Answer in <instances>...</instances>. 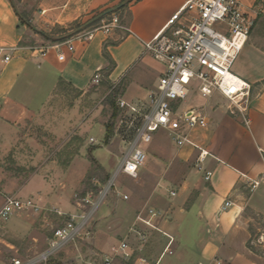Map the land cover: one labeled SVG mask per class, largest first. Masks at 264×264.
<instances>
[{
    "label": "crops",
    "instance_id": "obj_1",
    "mask_svg": "<svg viewBox=\"0 0 264 264\" xmlns=\"http://www.w3.org/2000/svg\"><path fill=\"white\" fill-rule=\"evenodd\" d=\"M186 1L134 0L127 8L128 20L108 32L88 30L52 41L49 34L41 31L51 43L39 44L38 40L29 44L24 42L26 32L19 22L15 2L0 0V42L17 48L9 62L0 58V125L13 128L21 119L31 121L38 112L53 109V104L62 105L70 92L85 95L96 83L93 78L97 70L101 79L113 86L130 76L125 95L142 98L126 100L135 104L146 100L156 89L164 66L146 51L145 43ZM239 1L246 9L259 12L232 67L235 74L251 84L249 125L241 115L230 112L229 100L222 94L203 97L192 91L184 107L199 109L207 116L208 126L194 129L190 134L194 144L182 147L175 142L174 147L162 144L160 139L170 136L163 130L148 145H155V156L150 157L147 149L145 172L160 178L165 166L171 169L181 165L184 169L180 173V192L185 196L192 194L191 208L181 209L187 239L174 250L176 264H209L215 258L222 264H254L246 256L242 218L248 206L264 209V183L253 186V181L264 173V0ZM69 42L74 44V51L68 49ZM54 45H59L64 60H59V52L51 47ZM48 47L51 48L46 56L35 49ZM5 142L10 151L15 141L0 134V144ZM201 150L207 153L199 162ZM57 171L53 161L39 169L40 174ZM207 171L212 172L210 179H206ZM43 186L49 189L51 183L47 181ZM155 190H160L159 186ZM226 201L232 205L221 210ZM172 213L179 214L175 210ZM32 238L39 240L38 236Z\"/></svg>",
    "mask_w": 264,
    "mask_h": 264
},
{
    "label": "rangeland",
    "instance_id": "obj_2",
    "mask_svg": "<svg viewBox=\"0 0 264 264\" xmlns=\"http://www.w3.org/2000/svg\"><path fill=\"white\" fill-rule=\"evenodd\" d=\"M13 1L26 32L24 42L34 44L39 40V44H48L51 41L44 38L41 31L56 41L63 35L84 34L112 24L114 18L117 22L111 28L125 23L129 17L127 8L134 0L91 24L94 18L125 0ZM129 77L114 86L103 78L92 84L85 95L70 92L62 105L53 104V109L38 112L31 121L21 119L13 128L0 125L1 137L15 141L10 151L8 142L0 144V207L7 196H15L32 199L44 208L21 212L17 214L19 217L14 215L1 222L0 264H10L13 258L38 259L48 250L54 229L68 220V215L59 216L55 209L77 212L78 201L89 192L98 197L99 191L107 186L113 187L95 213L89 234L84 233L65 245L47 263L38 264H83L79 256L96 257L97 253L109 251L123 239L135 253L130 261L119 257L115 264H139L141 255L148 259L146 264H153L168 242L164 233L174 236L173 251L184 244L187 238L181 209L191 208L193 201L192 194L188 192L185 196L179 189L184 167L177 165L168 169L167 165L160 178L145 172L148 162L136 178L118 171L126 151V139L132 133L128 126L133 119L120 108L118 101L142 98L125 95ZM162 131H156L154 136L161 135ZM160 140L162 144L175 146L169 135ZM154 146L147 148L150 157L155 156ZM50 161L59 172L40 174V167ZM47 181L51 183L49 189L43 186ZM156 186L160 190H155ZM172 191L176 192L175 196ZM124 194L130 199H125ZM150 208L158 212L153 219L155 227L137 221L140 212L148 217ZM173 210L179 214L172 213ZM242 220L247 236L246 256L254 264H264V209L248 206ZM33 236H38L39 240L34 241ZM140 247L144 248L141 253L136 251ZM174 260V253L167 254L161 264H176Z\"/></svg>",
    "mask_w": 264,
    "mask_h": 264
},
{
    "label": "built area",
    "instance_id": "obj_3",
    "mask_svg": "<svg viewBox=\"0 0 264 264\" xmlns=\"http://www.w3.org/2000/svg\"><path fill=\"white\" fill-rule=\"evenodd\" d=\"M258 13L254 9H246L239 0H187L173 13L152 40L145 43L146 51L164 66V71L156 89L146 100L136 104L122 98L118 101L120 108L133 116L128 126L132 133L126 139V151L118 167L120 173L135 178L139 176L141 168L148 160L147 146L158 130H166L179 147L194 144L190 137L191 132L196 128H206L208 119L199 109L184 107L192 91H197L203 97H210L216 92L222 94L229 100L230 112L241 115L242 121L249 125V110L252 104L251 84L235 74L232 67L256 24ZM113 21L112 24L102 25L93 31L103 29L108 32L111 25H116L114 23L117 22V18ZM93 31L89 32V36ZM51 47L57 51L59 49V45ZM51 47L35 49L40 50L42 56H46ZM16 49L14 46L0 42L2 61L9 62L11 53ZM68 49L75 50L72 42L68 43ZM58 52L59 60H64L65 54ZM100 79V70H97L93 80L99 83ZM206 153L201 150L199 162L204 160ZM211 174V171H207L206 179H210ZM261 183H264V173L253 181V186L257 187ZM112 187L107 186L100 190L98 197L94 192H89L77 202V212L67 213L55 209V213L59 216L68 215V220L54 229L48 250L38 259L25 261L13 258L10 264L47 263L49 258L57 254L65 245L75 241L84 233L89 234L88 229L94 215ZM171 194L175 196L176 192L172 191ZM123 197L127 199L129 196L124 194ZM87 205L89 207L86 209ZM231 205V201H226L221 210ZM41 209H44L43 206L32 199L24 200L7 196L0 207V224L21 212ZM148 212V217L140 212L137 221L155 227L153 219L158 216V212L154 208H150ZM164 234L168 237V242L153 264H161L164 256L174 253L172 249L174 236ZM136 251L141 253L144 248L140 247ZM134 253L135 250L126 239H123L113 245L109 251L97 253L96 257L85 259L79 256L78 258L83 264H114L119 257L130 261ZM138 262L149 263L142 255L139 256ZM209 264H222V261L215 258Z\"/></svg>",
    "mask_w": 264,
    "mask_h": 264
},
{
    "label": "water",
    "instance_id": "obj_4",
    "mask_svg": "<svg viewBox=\"0 0 264 264\" xmlns=\"http://www.w3.org/2000/svg\"><path fill=\"white\" fill-rule=\"evenodd\" d=\"M128 2H129V0H125V1H123L122 3H120L119 5H117V6L113 7V8H110V9L106 10L103 14L97 16V17L94 18L91 22H89V24L93 23L94 21H96L97 19L101 18V17H102L103 15H105V14L112 13V12H114L115 10L124 7ZM21 17H22V16H21Z\"/></svg>",
    "mask_w": 264,
    "mask_h": 264
},
{
    "label": "trees",
    "instance_id": "obj_5",
    "mask_svg": "<svg viewBox=\"0 0 264 264\" xmlns=\"http://www.w3.org/2000/svg\"><path fill=\"white\" fill-rule=\"evenodd\" d=\"M25 23H27V22H25Z\"/></svg>",
    "mask_w": 264,
    "mask_h": 264
}]
</instances>
